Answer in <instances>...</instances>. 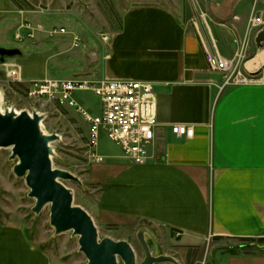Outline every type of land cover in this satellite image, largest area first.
Instances as JSON below:
<instances>
[{"label":"crops","instance_id":"1","mask_svg":"<svg viewBox=\"0 0 264 264\" xmlns=\"http://www.w3.org/2000/svg\"><path fill=\"white\" fill-rule=\"evenodd\" d=\"M201 13L225 56L245 45L250 81L225 85L210 69L195 25L198 20L202 26ZM21 15L12 0H0V47L23 55L0 57V71L8 76L18 69L16 81L133 79L154 85L158 127L149 159L134 163L119 148L98 146L101 160L95 161L88 151L83 180L95 223L129 241L138 228L149 227L161 252L181 264L191 251L196 264H264V49L256 44L259 29L250 28L253 16L264 17V0H149L129 6L119 29L105 37L72 22L47 30L42 24L45 31L41 24L23 28L28 22ZM55 26L65 31L53 34ZM10 32L16 40L20 33L21 40L57 37L66 45L24 54L7 38ZM50 59L58 65L54 72ZM176 124L194 126V136L174 133ZM0 264L62 263L29 238L23 223L11 221L0 225Z\"/></svg>","mask_w":264,"mask_h":264},{"label":"rangeland","instance_id":"2","mask_svg":"<svg viewBox=\"0 0 264 264\" xmlns=\"http://www.w3.org/2000/svg\"><path fill=\"white\" fill-rule=\"evenodd\" d=\"M12 1L14 9L20 11V15L22 14L21 17H24L28 24L30 23L33 26L35 24H41V31H45L42 24L45 25L47 30L54 25L68 26V24L72 22L80 27L86 25L94 27L100 35L103 34L102 36L105 37L110 32L119 29L123 13L129 6L147 2L149 0ZM201 14L199 15L201 16ZM205 19L206 17H202L205 30L207 31L209 38H213L210 33V27H208V21ZM51 29L52 32L57 29V27L55 26ZM36 30L38 31V27ZM7 36V38L13 41L15 45L21 47L24 54L36 50H56L55 48H57V46L60 48V46L66 45V43H63L62 45L56 43L58 39L57 37H50L43 42H37L38 38L32 39L28 37L18 41L14 38V34L11 32ZM82 38V43L84 45L87 41L85 34H83ZM67 39L70 41V38ZM83 45L80 48L71 51L82 50L84 49ZM21 56L23 55H17L16 57ZM9 58L10 57H6V59ZM48 63V68L54 72L58 66L57 62L50 59ZM16 70L18 71V69ZM50 75L52 76L53 73H50ZM60 75L62 74L57 73L54 76ZM217 76L221 82H224V78L221 74ZM30 83L27 84L15 81L7 76L5 71H0V92L2 93L3 107H12L21 111L36 104L37 101L32 100L27 93ZM75 94L85 102L87 105L85 106L93 113L97 114L101 112V99L94 92L80 91ZM74 110V108L62 105L58 101L46 100L45 111L47 112V117L44 121V129L47 133L55 131L60 135L61 139L52 143L54 150L52 156L53 165L55 168L68 170L82 179L84 185H79L75 181H64V183L67 187L73 190L75 203L88 211L90 190L89 185L85 183L83 177L86 172L87 162L89 161L88 134L90 130L88 125L83 122L80 115ZM102 148L118 149L119 147L108 138L105 132H102L99 149L101 150ZM11 154V148H0V225L11 221L21 222L25 226L29 238L41 248L48 251L62 264H86L87 259L85 255L79 251L78 238L72 236V232L55 236V229L50 225V211L48 207L39 215L32 211L35 199L28 196L29 188L26 185L25 179L19 178L15 175L13 167L17 162V159L12 160L10 158ZM98 229L101 237L110 236V231L108 229L100 226H98ZM136 233L130 235V239L132 240L130 242L137 253L138 260L141 261L144 257V251L137 239ZM226 242L228 244H234L240 241L226 240ZM259 242L262 241H254L255 244H259ZM246 244H249V242ZM196 254L195 251H191L189 260L187 261L185 259L183 264H196Z\"/></svg>","mask_w":264,"mask_h":264},{"label":"water","instance_id":"3","mask_svg":"<svg viewBox=\"0 0 264 264\" xmlns=\"http://www.w3.org/2000/svg\"><path fill=\"white\" fill-rule=\"evenodd\" d=\"M259 50L264 49V28L256 37ZM18 48L0 47V57L20 55ZM44 115L23 109L3 107L0 92V148H11V159L15 175L25 179L28 196L35 199L32 211L37 215L45 208L50 211V225L55 236L72 232L78 238L79 251L87 259L86 264H180L169 254L161 252L154 232L146 226L137 230V239L144 251L138 260L137 253L129 240L100 236L92 215L75 203L74 192L64 181L84 182L72 172L53 165L52 143L61 139L55 131L47 133L42 125Z\"/></svg>","mask_w":264,"mask_h":264},{"label":"built area","instance_id":"4","mask_svg":"<svg viewBox=\"0 0 264 264\" xmlns=\"http://www.w3.org/2000/svg\"><path fill=\"white\" fill-rule=\"evenodd\" d=\"M202 17H205V14L200 16L202 26L198 20L195 21V25L199 30L210 69L223 76L225 85L250 81L252 77L245 72V45H242L234 57L225 56L215 39L209 38ZM22 27L30 29V24L24 23ZM250 28H258L261 31L264 28V17L253 16L250 20ZM64 31L57 28L52 33ZM28 36L34 35L30 32ZM16 38L21 40L23 37L18 33ZM76 40V44H80L79 38ZM8 76L15 81L20 79L16 69H11ZM80 91H92L100 97V113H93L79 103L75 93ZM27 93L32 100L37 101L36 104L26 108L31 114L36 111L46 118L45 101L49 100L74 108L81 115L90 126L88 146L93 160H101L97 149L102 132L106 133L131 162L140 164L149 159V150L155 141L158 127L157 94L152 82L133 79L47 78L32 81ZM44 121L45 119L42 125L45 128ZM172 129L174 133L188 138H192L195 133L194 126L186 124L173 125Z\"/></svg>","mask_w":264,"mask_h":264}]
</instances>
